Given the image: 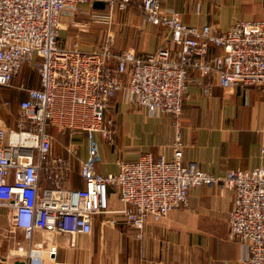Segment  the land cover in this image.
I'll return each instance as SVG.
<instances>
[{
  "label": "built area",
  "instance_id": "2783aa9c",
  "mask_svg": "<svg viewBox=\"0 0 264 264\" xmlns=\"http://www.w3.org/2000/svg\"><path fill=\"white\" fill-rule=\"evenodd\" d=\"M97 1L107 2L110 14L132 8L165 31L164 43L143 55L116 51L114 32L106 28L93 50L60 46L61 10ZM24 63L37 71L40 87L28 89L20 102L17 129L0 125V208L9 210L10 230H22L29 241L37 230L89 233L92 216L107 211L111 189L127 225L141 231L148 220L186 206L190 188L218 185L220 193H233L227 231L241 248L238 264H264V166L215 177L195 162L182 164L177 137L170 160L144 153L135 161L117 160V172L103 175L94 167L100 159L95 135L111 137L105 112L119 92L133 108L177 119L192 70L217 74L224 89L264 86V17L238 20L218 34L207 24H186L161 0H0V86L9 85ZM48 126L85 137L83 188L67 186L71 159L53 154ZM78 146L69 141L67 153L76 156ZM17 251L27 260L40 253L30 245Z\"/></svg>",
  "mask_w": 264,
  "mask_h": 264
},
{
  "label": "crops",
  "instance_id": "0c3cea01",
  "mask_svg": "<svg viewBox=\"0 0 264 264\" xmlns=\"http://www.w3.org/2000/svg\"><path fill=\"white\" fill-rule=\"evenodd\" d=\"M161 6L180 12L186 24H207L218 34L238 20L264 17V0H161ZM243 9L254 11L253 15L244 17ZM109 14L107 2L77 4L75 10L63 8L58 17L57 42L62 47L93 50L110 28L116 32V51L129 48L143 55L164 43L165 31L146 23L132 8L113 11L111 21ZM187 86L177 119L132 108L119 92L105 113L112 111L110 115L117 119L114 139L95 135L100 157L95 170L103 175L117 172V160L135 161L144 153L170 160L177 137L183 146L182 164L195 162L215 177L229 170L264 166V86L224 89L217 74L202 76L194 70L188 73ZM39 87L37 71L24 63L9 85L0 86V125L17 129L20 102L28 89ZM126 122L134 133L130 142L121 131ZM51 130L53 154L71 159L67 186L83 188L80 162L87 155L85 137H71L70 131L56 127ZM71 140L79 145L76 156L66 151ZM55 142L60 147H55ZM232 197L229 190L220 193L218 185L192 187L186 206L172 210L160 221L148 220L144 229L137 231L127 225L121 212L124 205L110 189L108 209L92 216L89 233L37 230L30 241L22 230H10L9 210L1 207L0 249L4 244L6 250H0V259L5 258V264H238L241 248L227 231ZM18 245L37 247L40 253L27 260L17 251Z\"/></svg>",
  "mask_w": 264,
  "mask_h": 264
},
{
  "label": "rangeland",
  "instance_id": "374dc122",
  "mask_svg": "<svg viewBox=\"0 0 264 264\" xmlns=\"http://www.w3.org/2000/svg\"><path fill=\"white\" fill-rule=\"evenodd\" d=\"M136 12V11H135ZM253 12L254 11H251L250 9H243V16L244 17H247V16H252L253 15ZM138 13V12H137ZM139 14V13H138ZM259 16H257L256 18H258ZM261 17V16H260ZM113 30V29H112ZM113 32H114V41H115V37H116V32H115V30H113ZM102 38H103V35H102ZM101 38V39H102ZM125 49H128V48H125ZM124 50V49H123ZM130 106V105H129ZM131 107V106H130ZM133 108V107H132ZM112 113V111H108L107 112V114H105V118L106 119H108V118H111L112 119V122H113V124H112V127H111V129H113V131L111 132V137L109 138V139H104V140H108V141H112L113 139H114V137H115V135H116V132H114V123H115V120H116V123H117V119H115L114 120V116L112 117L111 115H110V113ZM129 123V122H128ZM128 127H129V125L127 124V122H126V125H125V128H124V125L122 124V128H121V131H122V135H123V138L124 139H126L127 138V140L130 142V140H132L133 139V137H134V133L132 132V131H130L129 129H128ZM125 129V130H124ZM124 132H125V134H124ZM126 136V137H125ZM140 142V141H139ZM131 143H135L134 141H132ZM55 147H60L59 146V143H57V142H55ZM78 168V165H76L75 164V166H74V170H76ZM2 252H4L5 250H6V246L4 245V244H2V246H1V249H0Z\"/></svg>",
  "mask_w": 264,
  "mask_h": 264
},
{
  "label": "water",
  "instance_id": "95a60500",
  "mask_svg": "<svg viewBox=\"0 0 264 264\" xmlns=\"http://www.w3.org/2000/svg\"><path fill=\"white\" fill-rule=\"evenodd\" d=\"M0 260H2V264H5V258H1ZM13 264H24L23 261H15Z\"/></svg>",
  "mask_w": 264,
  "mask_h": 264
},
{
  "label": "trees",
  "instance_id": "16d2710c",
  "mask_svg": "<svg viewBox=\"0 0 264 264\" xmlns=\"http://www.w3.org/2000/svg\"><path fill=\"white\" fill-rule=\"evenodd\" d=\"M106 113V112H105ZM51 126H48V128H47V131L49 132V133H51L52 132V130H51Z\"/></svg>",
  "mask_w": 264,
  "mask_h": 264
}]
</instances>
